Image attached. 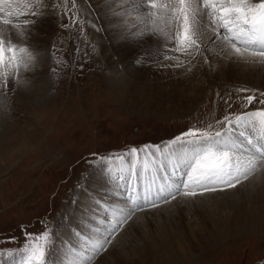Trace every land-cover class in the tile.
Masks as SVG:
<instances>
[{
	"label": "rangeland",
	"instance_id": "374dc122",
	"mask_svg": "<svg viewBox=\"0 0 264 264\" xmlns=\"http://www.w3.org/2000/svg\"><path fill=\"white\" fill-rule=\"evenodd\" d=\"M48 1L53 3L50 13L56 20V30L54 31L51 25V32H54L48 45L47 85L40 99V107L37 109L34 105L28 108L30 113L39 115H35L39 121L36 122L25 113V107L19 99L9 101L7 93L0 91L1 102L5 100L3 104H0L2 105L0 123L5 128V138L10 144L3 151L0 149V253L3 254L0 256V264H5L6 260L16 254L21 256L23 263L27 256L23 249L30 246L33 240L28 237L29 230L40 234L45 230L50 232V240L46 245L45 264H162V262L164 264L168 262L169 264H264V232L251 230L223 238L208 235L207 233L211 234L212 230L207 228L206 215L199 206L193 203L196 210L178 207V203L173 205L170 202L172 199L163 203L157 201L158 207L155 208L142 205L132 214L130 220L117 228L111 237L112 242L106 245V250L96 251V245L102 242L111 231L108 223L110 214L106 207L103 206L105 213L103 210L99 212L102 218L105 217L102 219L103 224L100 223L101 218H98L97 223L94 218L86 217L92 205L96 204L99 207L101 203L93 204V202L86 205V213L79 214L81 220L89 221L88 229L92 234V241L86 238V235L85 238L82 237L74 227L70 229L73 231L71 234L63 239L60 238L64 236L62 232H65L68 226V214L73 212L77 214L78 210L83 208L79 201L86 200L83 196L85 193L83 188L86 185L85 188L92 192L97 190L99 198L104 200L110 198V190L107 188L100 190L93 183L90 185L88 182L99 170H109L114 160H118L117 157L126 154L133 147L140 149L145 145L150 147L159 145L163 151L168 141L189 129L214 133L221 126L218 122H222L225 116L234 119L236 115L260 109L262 106L259 103L253 102L249 105L244 98L247 95L256 94L258 100L264 99V96H259V93H264V90L260 88L263 86L259 85L261 80H264V64L245 62L247 66H244L241 74L249 76L250 84L235 85L232 82L229 86L222 80L213 79L208 82V92L196 99L184 101L186 94L183 95L184 90L180 87H186L191 82L184 78L182 79L184 83H177L181 78H176L178 74H171V55L170 60L165 59V54L162 52L161 57L157 58L154 53H150L149 48H145L148 43L150 44L147 38H150L152 34L157 35L154 30L156 26L159 28L171 26V21L161 18L162 12L142 6V0H138V7L133 8L134 5L132 9H128V0H111L112 6L108 4L106 9L103 5L97 4L103 3V0ZM6 4L7 0L0 3V16L10 20ZM126 4L128 11L118 13L116 17L119 20L115 23L114 18L108 15L109 11L114 13L116 12L114 6L123 9ZM64 12H72L73 19H66ZM149 12L157 14L150 16ZM107 22L109 26L125 27L123 34L128 37L126 41H133L131 43L138 41L137 43L141 45L138 51L123 50L114 54L111 51L112 43H110L114 32L107 26ZM25 27L23 22L0 23V34H3L6 39L5 32L8 33V29L19 30ZM69 38H74L75 46L73 41L69 42ZM116 39L123 41L120 36ZM101 43H105V48L110 51L109 60L104 57L103 50L99 46ZM164 59L169 60L167 61L169 64ZM35 60L34 58L30 62L31 66L25 70L33 69L31 73L35 70L39 71L41 66L35 63ZM203 62L206 64L205 60ZM183 64L184 62L179 63L184 67ZM191 64L186 66L189 70H184L179 75L191 74L198 63ZM114 66L120 69L118 75L122 78V86L119 87L118 82L113 79V72L110 71V68ZM130 66L143 70L144 73L138 80L132 75L123 73V67L128 70ZM180 67L178 70L183 69ZM189 71L190 73H187ZM155 74L157 75L153 76ZM33 76L32 79L35 81L39 73L31 75L30 78ZM259 79L260 83L254 84ZM9 80L10 77L7 80L0 79V86H5ZM160 80L162 81L160 88L148 86H154L153 83ZM138 81L145 88L140 89L137 86ZM171 84L175 87L174 89ZM119 88L122 89L120 92ZM240 89L250 91L242 92L239 91ZM191 147L188 148L191 149ZM157 153L161 157L152 158L148 164L152 165L153 171L163 178V175L168 174L171 168L167 170L164 167L168 164V160L162 157L166 155ZM101 157L109 158L113 162L109 164L106 160L101 163ZM171 160L175 161L173 158ZM163 167L166 173L162 172ZM142 170H136L137 177ZM183 170L181 169L182 175ZM180 196L183 195H178L177 198ZM113 197L119 203H125L123 194ZM256 197L259 198L252 202L245 200V205L249 206L248 209L253 208L255 211L257 209L258 212L260 209L264 212V194ZM220 211L227 215L223 212L221 214ZM99 213L97 216H100ZM219 213L223 218V216L232 215V210L223 208L219 209ZM127 228H133V230L127 231L128 235L123 236L122 231ZM168 230L170 231L167 235ZM74 237H79L80 240L75 241ZM54 239L63 241L60 244L63 252L58 258L54 257L57 254L56 248L51 246ZM81 239L83 243H80ZM115 241L125 245L123 250L110 249ZM68 249H71L73 253ZM151 251L152 255H150ZM130 252L133 253L130 254Z\"/></svg>",
	"mask_w": 264,
	"mask_h": 264
},
{
	"label": "bare ground",
	"instance_id": "6f19581e",
	"mask_svg": "<svg viewBox=\"0 0 264 264\" xmlns=\"http://www.w3.org/2000/svg\"><path fill=\"white\" fill-rule=\"evenodd\" d=\"M128 1H129L128 9H132V7L134 5L135 6L133 8L138 7L137 6L138 0H128ZM97 4H98V6L103 5L105 7V9L107 8L108 4H109V6H112L111 0H103V3H97ZM52 7H53V3L51 1H48V0H7V4H6V9L10 15L8 19H10L14 22H23L25 19H27L30 22L29 25H26L25 29H19V30L8 29V33H6L4 31L6 34V39H10L13 43L17 44L19 47H27L29 49V51L34 54V56H35L34 58L36 59L35 63H37L39 66H41V68L39 71H36V70L33 71L34 73H31V70H33V69L27 71L23 67L19 68L18 70L8 69L10 72V75H9L10 80L5 84V86H0V91L7 93V96H9L8 97L9 101H10V99H19L20 102H22L23 106L25 107L24 108L25 113L30 115L31 118H34V120L36 122L39 121V118L36 117L39 115H37L35 113V115H36L35 116L34 114L30 113L28 108L34 107V105L36 108L40 107V105H41L40 99L42 98L43 93L45 92V86L47 85L48 45H49V41L51 39L52 33L56 30V28H55V26H56L55 21L56 20H55L53 14L50 13V8H52ZM96 7H97V5H96ZM126 8H127V4L125 5V7L123 9H120L117 6H114V9L116 10V12L113 13L112 11L111 12L109 11V14L107 12L106 13L108 15H110V17L114 18V22L117 23L119 20L116 17L117 14L121 13L122 11H128ZM108 9H110V8H108ZM101 14H100V16H101ZM109 20H110V18H109ZM111 22H112V19H111ZM114 22H113V24H114ZM121 22H122V20H121ZM51 25L53 26V30H54L53 32H51ZM109 25H110L109 22H107V26L109 28H111L112 31L114 32V37L110 39V43H112L111 44L112 45L111 51L114 52V54L122 52L123 50H128V51L134 50V51H136L137 49H139V46H141V45L137 43L138 41L131 43V42H133L131 40L129 42H127L126 39L125 40L123 39V41L116 39L118 36L121 37L122 32L123 33L125 32V27H123V26L121 27V26H117V25H111V26H109ZM119 28H123V29H119ZM154 30H155L157 35L152 34L150 36V38H147V39H149L150 44L149 43H148V45L146 44L147 46L145 48L146 49L149 48L150 53H154V55H156L157 58L161 57L162 52H163V54H165V57L166 56L169 57L171 55V67H172L171 74H178V76L176 78H181L180 80L177 81V83L178 84L184 83L182 81V79H184V78L191 82V84H189L186 87L185 86L180 87L184 90L183 95L186 94L184 101L185 100L189 101L188 99H190V100L194 99V98L196 99V97L202 96V94L208 92V82L211 80L213 81V79L214 80H222V82L225 85L227 84L229 86H230V83H232V82H234L235 85H238V83L247 84L250 82V81H248L249 76H245V75L241 74L243 71V68H245L244 66H247L246 63L244 61H236L234 59H226L223 55L220 54L221 50L216 44L207 43L206 48H205L202 55H194V54H190L187 52L182 53V52L172 50L175 48V39H174L175 27L172 23H171V26H167L166 28H159L158 26H156L154 28ZM110 31L111 30H109V32ZM115 36H117V37H115ZM145 40L146 39H144V41ZM104 44L105 43H103V44L101 43V44H99V46L103 50L104 57H106L107 60H109L108 54H110V51L108 48H105L106 45H104ZM142 48H144V47H142ZM107 50H108V53L106 54ZM205 58H207L206 64H205V62H203L205 60ZM169 60H165V62L167 64H169V62H167ZM188 61L190 63H188ZM183 62H184V64H183L184 67L182 65H180V66H182V67H180V69L181 68H183V69L178 70L179 68L178 67L176 68L175 66L177 64L183 63ZM192 62H197L198 64H197L196 68L194 67L195 69L192 68L194 70L191 72V74H189V75L185 74L184 75V76H187L188 78L184 77V76H180L179 74H181L184 70H187L188 67H186V66L187 65L191 66ZM30 66H31V64H30ZM125 67H123V69H122L123 73H127L129 75H132L135 77V79L137 78V80L139 79V76H141L144 73L142 69L138 70V69H135L132 66H130V67H128V70H126ZM110 71H111V73L113 72V75H114L113 79L118 82L117 85L119 87L122 84L121 83L122 78H120V75H118V72H120V69H118L117 66H114V67H112V69L110 68ZM38 73H39V77L35 78V81L32 79V78H34V76L30 78L31 75L38 74ZM187 73H190V71ZM192 74H193V76H192ZM156 75L157 74H155L153 76H156ZM248 75H249V73H248ZM189 76H192V77H189ZM21 81H27L28 83L26 86H24L21 84ZM142 81H144V80H142ZM160 82H162V81L161 80L155 81V83H153L154 86H152V85H148V86H150V88H160L162 85ZM251 83H252V81H251ZM259 83H260V79L257 83H254V84H259ZM141 85H142L141 82L138 81L137 86L140 87V89L145 88L143 85L141 87ZM172 85L173 84H171V87H173V89H174L175 87ZM259 85H262L263 87H260V88L262 90H264V80H261V84H259ZM120 88H122V87H120ZM120 88H119V92L122 90V89L120 90ZM123 95L124 94H122V97H124ZM176 96H178V95H176ZM139 98H140V96H139ZM158 99H159V97H158ZM178 99L180 100V98H178ZM4 102H5V100L3 102H1V100H0V104H3ZM168 103H171V102H168ZM146 106H148V104ZM0 121H1V118H0ZM1 124L2 123H0V149H1V151H3V149L8 148V146L10 144L8 142V139L5 138V133H4L5 128L2 127ZM217 130L222 131L223 130L222 126H220ZM240 131H244L246 133V135H249L252 137L253 144L255 145V147H253V145H249L247 143V141L244 140V138L239 136ZM233 140L238 145H241V147L238 148L237 151L241 154L240 158L242 161H247V160L253 159V158L258 161L256 167L253 170L254 173L253 172L250 173L247 180L242 181V183L240 185H238L237 187H235L233 189H228L225 191H216V192L205 193L203 195H197L195 197H186V196L181 197L180 196V197L176 198L175 200L170 201L171 203H173V205H174V203H178V207L181 206V207H184L186 209L196 210L197 208L195 207V205H193V203L196 204V206H199V209L202 212H204L206 215L205 219L207 221L206 222L207 228L209 230H212V231H210V232H212L211 234L207 233V232L206 233L208 235H211L214 237H219V238L243 234V233H245L247 231H251V230L264 232V225H263L264 224V212H261L260 209H259L260 213L258 212L257 209H256V211L253 210V208L248 209L249 206L245 205V200H250L248 202H252L253 200L259 198V197H256L257 195L261 196L262 194H264V163L259 162L260 158H261V152L257 151V149L260 147V145H264V139L260 138L258 128H253V127L249 126V127L238 129L236 131V133L233 135ZM190 146L191 145H186L187 148ZM176 147L178 148L179 146H176ZM152 151L155 152V149H152ZM156 156H160V155H158V153H155L154 156H147L145 152H140L138 157L128 158L126 156L125 161L123 163L119 159L118 160L115 159L114 162L111 164L112 167L109 170H107V171L99 170L100 172L98 171L99 173L97 172L95 174V177H94V174L92 175V177L90 176L91 178L88 182L90 185L93 183L100 190L107 188V190H110L111 196L108 200H104L102 198H99V196H97V193H96L97 190L96 191L94 190V192H92L91 190L85 188V187H87V185H86L83 188V189H85V191H84L85 193L83 196H85L84 198L86 200H85V202L79 201V204L81 206H83V208L81 210H78L77 214H73L74 212L72 214H68V216H69L68 217V221H69L68 226L65 225L67 227V228H65L66 231L62 232V234L64 236L63 237L60 236V238L63 239L65 236H68L69 234H71L73 231H71L70 229L72 227H74V229L78 230L79 234L82 235V237H84L86 235L85 236L86 238H88L89 240L92 239V236H91L92 234H90L91 232L88 229V227H89L88 222L89 221L84 222L85 219L81 220L79 217L80 213H86V209H87L85 207L86 205L92 204L93 202H94L93 204H95V202H97V204L101 203L100 206L102 207V208H99L100 206L98 207V205L96 206V204L92 205V207H90L91 211L89 213H87V216H86L88 219L94 218V221H96L98 223L99 222L98 218H101V219H99L100 221L103 218H105V217L102 218V214H100L99 212H101L103 210V213H105L104 207H106L107 212L110 214V216L108 218V220L109 219L110 220L108 221V223H109V225H115V224L119 223L120 218L124 215V213L127 212L132 207L131 201L129 199V186L135 187L137 189V195L142 197L143 196V189H142L143 186H146V185L148 186L149 184H152V188L155 191L161 184H163L165 182V179H167L168 182H170V183L171 182L181 183L184 179H186V177H184V175L181 174L182 173L181 169H184L183 171L186 172L185 168L180 167L179 172H177L178 171L177 168L174 169L175 161H173L171 159L172 158L175 159V157H168V156L162 157V158H165L168 160V164L167 165L165 164L164 167H166L167 170L169 168H171L170 170H168L169 171L168 174L163 175V178H162V176H160L159 174L154 172L153 168H152L153 166L148 164V163L152 158H154ZM130 159L135 161V168L134 169L131 167V164L129 163ZM157 164H159V163H157ZM161 167H162V165H161ZM164 167L162 168V170H163L162 172L166 173V169H164ZM138 169H143L141 171L139 177H137L138 173L136 171ZM256 169H258V170H256ZM116 170H117V173H116ZM158 170L160 171V169H158ZM173 171H175V173H176L175 175L173 174ZM153 177L156 178L155 183H152ZM95 186H93V187H95ZM119 192H120V194H119ZM98 194H100V193H98ZM122 194H123L122 198H124L125 203L121 204L116 199H114L113 196L115 195L117 197L118 195L120 196ZM152 199H155V197L153 196ZM262 203H263V201H262ZM206 204H208V206H206ZM246 204H247V202H246ZM176 206H177V204H176ZM257 206H258V204H257ZM206 207H210V208L205 209ZM202 208H204V210ZM223 208H226L228 210H232V215L225 216V217L223 216V218H222V215H220V213L223 212L225 209L223 211H220V213H219V209L222 210ZM213 209L215 211H213ZM74 210H75V208H74ZM95 210H97V211H95ZM168 212H170V211H168ZM216 212H218V213H216ZM98 213L100 214V216L99 215L97 216ZM108 215H107V217H108ZM111 215H114V217H111ZM225 215H227V214H225ZM95 216H96V218H95ZM169 218H171V217H169ZM201 220H203V219H201ZM166 221H168V220H166ZM80 226H81V228H80ZM131 226H133V225H131ZM170 226H171V223H170ZM203 226H204V224H203ZM86 228H87V231H86ZM133 228H131V229L127 228L126 230L123 229V231H122L123 236L128 235L127 231L131 232V230H133ZM177 228H178V226H177ZM170 230H171V228H170ZM170 230L167 231V235L169 234ZM84 231H86V232H84ZM171 233H173V232H171ZM202 234H204V232ZM207 234H206V236H207ZM129 235H131V234H129ZM163 235H164V232H163ZM57 236L59 237V235H57ZM129 237H131V236H129ZM164 237L165 236H163V238ZM74 239H75V241L80 240L79 237L78 238L74 237ZM144 240L146 241L145 238H144ZM164 240H165V238H164ZM167 240H169V239H167ZM62 242L63 241H58V239L55 241L52 240L51 246L55 247L56 252H57V254L54 255L55 258H58V256L63 252L62 245H60ZM209 242L210 241H208V243ZM71 243L73 244V242H71ZM80 243H83L82 239H81ZM86 243H88V242H86ZM119 243L120 242L116 243V241H115L110 249L113 248L114 250L115 249L123 250V247L125 245H123V243H121V244H119ZM168 243H170V242H168ZM114 244H116V245L114 246ZM205 245L206 244H204V246ZM55 248H54V250H55ZM68 250L71 253H73V251H71V249H68ZM126 251H127V249H126ZM149 251H150V249H149ZM70 252H69V255L71 256ZM132 253L130 252V254H132ZM134 253H136V252H134ZM150 255H152V251H151ZM51 256H52V254H51ZM110 256H112V255H110ZM149 257H151V256H149ZM162 260H163V258H162ZM5 264H23V263H22L21 256L16 254L12 258L6 260ZM162 264H164V262H162ZM168 264H169V262H168Z\"/></svg>",
	"mask_w": 264,
	"mask_h": 264
},
{
	"label": "snow or ice",
	"instance_id": "6c2138e0",
	"mask_svg": "<svg viewBox=\"0 0 264 264\" xmlns=\"http://www.w3.org/2000/svg\"><path fill=\"white\" fill-rule=\"evenodd\" d=\"M3 2L4 0H0V3ZM142 6L157 9L163 13L161 18H167L174 25V51L202 55L207 43H213L220 48V54L226 59L264 64V0H142ZM156 14L149 12L150 16ZM0 23L11 24L12 21L0 16ZM29 23L27 19L23 21L24 25ZM121 38L128 37L122 32ZM33 59L27 47H19L0 34V79L7 80L10 75L8 69H28ZM205 61L207 62V58ZM176 66L180 67L179 64ZM259 96H264V93H259ZM244 99L249 105L257 102L262 107L236 115L234 119L225 116L222 122H218L222 131L213 133L189 129L168 141L163 151L159 145H145L140 149L133 147L126 154L117 157L122 163L125 156L138 157L140 152H145L147 156H154L159 152L161 155L175 157L174 169L185 168L183 175L186 179L181 183H170L165 179L155 191L152 184H149L142 197L137 195L135 187L129 186L132 207L124 213L119 223L110 225L111 231L96 245V251L106 250V245L112 242L111 237L117 228L130 220L132 214L142 205L155 208L158 207L157 201L168 202L169 199L175 200L178 195L195 197L225 191L248 179L258 161L254 158L241 160V154L237 151L241 145L233 140V135L238 129L251 126L258 128L260 138L264 139V99L258 100L256 94L247 95ZM239 136L255 147L252 137L244 131H240ZM186 145H191V149ZM152 149H155V152ZM257 151L261 152L259 162L264 163V145H260ZM100 159L101 163L106 160L109 164L113 162L106 157ZM129 163L134 169L135 161L130 159ZM173 174H176L175 171ZM155 182L156 178L153 177L152 183ZM153 196L155 199H152ZM100 223L103 224L104 221L101 220ZM41 240L43 243H40ZM49 240L50 232L47 230L35 236L30 246L23 249L27 253L23 264H45L46 245ZM2 255L0 253V256Z\"/></svg>",
	"mask_w": 264,
	"mask_h": 264
},
{
	"label": "clouds",
	"instance_id": "9594fccd",
	"mask_svg": "<svg viewBox=\"0 0 264 264\" xmlns=\"http://www.w3.org/2000/svg\"><path fill=\"white\" fill-rule=\"evenodd\" d=\"M31 54H32V57L34 58V54L32 52H31ZM27 83H28L27 81H21V84L24 86H26ZM0 107H2V105H0Z\"/></svg>",
	"mask_w": 264,
	"mask_h": 264
},
{
	"label": "trees",
	"instance_id": "16d2710c",
	"mask_svg": "<svg viewBox=\"0 0 264 264\" xmlns=\"http://www.w3.org/2000/svg\"><path fill=\"white\" fill-rule=\"evenodd\" d=\"M73 39H74V38H71V39L69 40V42H72V41H73L72 43H74V46H75V40H73ZM70 53H71V51H70ZM100 153H101V152H100ZM100 153H99V154H100Z\"/></svg>",
	"mask_w": 264,
	"mask_h": 264
}]
</instances>
